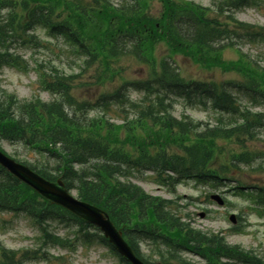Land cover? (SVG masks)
Wrapping results in <instances>:
<instances>
[{
  "label": "trees",
  "instance_id": "trees-1",
  "mask_svg": "<svg viewBox=\"0 0 264 264\" xmlns=\"http://www.w3.org/2000/svg\"><path fill=\"white\" fill-rule=\"evenodd\" d=\"M61 1L0 0V59L4 56L3 46L7 45L11 37L20 34L27 37H24L25 41L34 42L33 38L22 32L27 33L43 21H50L52 17H65L66 20L59 27L58 33L67 38L80 57H89L85 60L87 67L92 63L97 65V80L108 79L107 74L109 77L117 74L111 64L122 53H131L153 64V74L149 79L131 83L133 88L144 91L145 98L141 102H132L125 97V93H121L119 98L121 104L131 105L130 111L135 116L130 122V129L133 131L130 133L133 135H137L136 129L153 135L172 132L173 135L168 139L181 143L191 140L189 137L193 135V144L185 146V156L175 155L169 158L182 174L197 178L201 182L220 178V171L213 167L220 150L223 149L217 145V141L234 138L238 142H244L247 138H258L260 129L264 127L263 112L243 109L237 98L235 99L225 86L216 82L183 83L168 60L162 59L158 63L154 58L153 51L157 45L167 44L171 54L182 53L207 68L239 72L245 79L241 82H228L232 88L242 91L255 104L264 99V70L255 67L244 54L237 61L226 62L222 58L219 51L232 43L226 42L218 47L216 44L230 39L232 29L227 25L222 27L218 20L210 18L209 8L186 0H160L163 11L159 17H155L148 13L151 0H124L120 1L119 5H114L111 0H89V3L80 1L75 5H67V10L60 9ZM5 8L11 11L3 14L1 10ZM183 19H186L188 24L184 28L178 23ZM241 25L246 36L264 39L262 28L256 30L253 26ZM61 27L64 30H61ZM10 65L17 66L16 63ZM48 67L51 68L49 73L40 66L41 81L46 89L57 93L59 99L49 103L39 99L19 103L12 97H6L0 102V139L23 140L31 145L30 147L39 150L49 149V144H54L55 150L52 152L59 155L54 170L57 174L54 175V172L45 166L31 167L50 179L61 174L67 186L77 187L82 198L108 210L119 226L126 225L125 228H131L135 225H131L133 217L137 214L147 216L148 230L144 232V238L153 241H157L159 237L164 239L168 247L167 256L162 254L164 264H173L169 262L170 259L180 262L179 264H192L179 256V253L186 249L205 255L209 264H228L221 262V257L230 256L231 252L240 256L244 262L258 263L243 249L228 246L224 237L207 235L201 229H194L190 222H182L181 218L171 211L163 210L164 202L146 194L140 187H125L119 180L121 163L124 160L116 156L114 151L101 147L103 141H97L93 136L95 130L100 131L107 126L106 122L94 118L87 128L82 122L75 121L77 112L69 114L64 107L66 102L70 105L76 102L69 92L70 84L67 81L73 76L60 73L55 66ZM161 92L178 93L192 106L205 104L210 100L213 108L220 112L217 118L220 125L212 128L208 125V128L199 130L198 125L192 121L177 120L170 112L171 108H167L170 105L165 102L167 95L164 96ZM104 105L108 108L106 102ZM157 127L158 131H155ZM175 127H179L182 132L174 134ZM111 128L114 131L112 140L119 142L118 135L122 126L111 125ZM125 141L131 142L130 135ZM57 143H61V146ZM144 154L145 151L143 156ZM87 156L95 158L86 168L76 169L74 164L80 163L77 159L81 160ZM229 157L232 162L249 166L253 165L256 159L252 153L245 152L231 153ZM252 198L259 208L264 210V187L256 188ZM0 210L25 213L39 225L53 216L82 223L62 208L44 201L37 192L1 167ZM128 235L134 244L138 237L130 235L129 232ZM17 254L14 250L2 248L0 264H25L33 257L28 251Z\"/></svg>",
  "mask_w": 264,
  "mask_h": 264
},
{
  "label": "rangeland",
  "instance_id": "rangeland-1",
  "mask_svg": "<svg viewBox=\"0 0 264 264\" xmlns=\"http://www.w3.org/2000/svg\"><path fill=\"white\" fill-rule=\"evenodd\" d=\"M194 2L200 3L204 6H212L214 4L211 0H192ZM219 0H217L218 2ZM212 4V5H211ZM160 4L158 1H153L151 5V10L153 13L157 14L159 11ZM239 20L244 22L258 23L264 25V0L261 1L259 6H247L237 10L236 12ZM215 14V13H213ZM221 21L225 18L222 15L217 16ZM37 33L41 37H46V33L43 29H38ZM47 38V37H46ZM49 39V38H48ZM51 43L57 45L58 41L54 39H49ZM242 46V51L246 54L252 56L264 65V42H259L257 44H251L244 42ZM58 53L59 50L56 49ZM22 54L29 58L31 56V50H23ZM167 54L165 47H162L159 56ZM50 55L49 51L41 50L36 57L39 59L45 58ZM53 57L54 54L52 55ZM226 59H237L238 53L235 50H226L224 54ZM184 72L197 76L204 79H214L220 82L226 80H235L238 78L237 75L232 73H223L220 70H215L207 72L199 68L197 65L193 64L192 61L186 59L180 55L176 56ZM63 63L62 68L69 70V66L75 67V64L71 59H66L65 56L62 57ZM59 64V61H56ZM120 63L124 67L123 75L127 78H139L146 74V69L141 68L135 60L131 58H125L120 60ZM70 67V70H71ZM69 70V71H70ZM79 71V68L75 69ZM90 69L80 76V78L75 82L76 88L74 93L76 96L82 99H92L96 98L102 92H108L114 90L118 83L116 80L113 82H108L104 87L99 85L91 84V80H94L93 71ZM0 87L9 93L17 94L20 98H31L34 95H41L44 99H49L51 96L40 89L37 84V75L35 72L30 71L29 73H23L15 68L5 67L0 69ZM136 96V95H135ZM259 110L264 111V106L258 107ZM190 113L200 119H208L209 113L206 110L195 109L191 110ZM263 136V135H262ZM264 138V137H263ZM258 138L257 140L246 141L245 145H238L235 143H230L229 147L233 148L236 152H242L249 150L255 152L259 155V164L263 162L262 169L264 170V140ZM4 149L10 154L18 157L21 161H27L29 163L37 164L41 163H53L55 158L47 155H40L34 150L25 147L21 143H10L2 142ZM38 163V164H41ZM245 171L236 172L233 174L232 181H226L225 186L221 187L220 190H214L210 188L204 189L202 187H196L193 183L183 182L177 187V193L175 197L181 196L179 199V206L186 207L180 209L179 214L186 215L191 213L192 224L194 227L201 228L205 231H213V233L224 235L226 240L230 244H238L247 250H253L257 255L264 259V216H260L255 210L249 208L250 202L247 198L239 195L232 189L237 182L235 180L242 179L247 184H264V171L251 170L248 167H244ZM135 182L140 184L146 191L154 195H160L164 198H174L173 194H168L165 187L159 186L153 181L152 176L145 175L135 178ZM227 197L225 205L220 206L208 198V194L212 191H217L223 193ZM73 192V191H72ZM75 193V191L73 192ZM76 194V193H75ZM190 197L194 198V202L189 203ZM198 198L197 200H195ZM209 212H206V210ZM206 212L204 218L200 217V212ZM236 213L242 215L244 220L240 226L242 231L234 232L232 227V222L229 220L230 213ZM50 230L60 234H66L68 229L57 223H51ZM40 231L32 222V220L25 214H15L12 212H0V242L8 248L15 250L24 249L32 246H37L40 242ZM156 247V246H155ZM141 252L146 256L152 257L153 260H158V257L153 253V247L150 243H143L140 245ZM155 249V248H154ZM49 254L51 255V262L46 263L45 261L38 264H125L121 259L113 253L109 248L101 245L94 244L92 246H84L79 244L74 251L67 249H62L57 246L48 247ZM185 257L192 260L193 262L204 263L200 256L183 253ZM64 255V259L57 260L55 256Z\"/></svg>",
  "mask_w": 264,
  "mask_h": 264
},
{
  "label": "water",
  "instance_id": "water-1",
  "mask_svg": "<svg viewBox=\"0 0 264 264\" xmlns=\"http://www.w3.org/2000/svg\"><path fill=\"white\" fill-rule=\"evenodd\" d=\"M0 164L6 167L14 176L37 190L42 196L53 203L60 204L80 217L101 226L106 235L111 238L114 246L132 262V264H145L139 260L131 247L123 240L122 233L118 231L106 214L96 207L84 202L77 201L71 197L62 182H49L40 175L30 170L27 166L16 162L14 159L0 151Z\"/></svg>",
  "mask_w": 264,
  "mask_h": 264
}]
</instances>
